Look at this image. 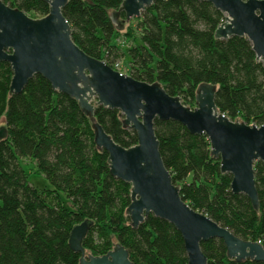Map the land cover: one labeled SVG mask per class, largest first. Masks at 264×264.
I'll return each mask as SVG.
<instances>
[{"label":"trees","instance_id":"1","mask_svg":"<svg viewBox=\"0 0 264 264\" xmlns=\"http://www.w3.org/2000/svg\"><path fill=\"white\" fill-rule=\"evenodd\" d=\"M0 2L38 18L48 14L42 0ZM121 2L71 0L62 13L73 42L111 68L127 57L126 75L159 82L191 109L198 85L210 84L216 87L215 105L229 120L264 123V62L256 61L246 38L214 39L221 12L198 0H155L136 19L138 42L120 48L109 15ZM124 36L135 38L131 30ZM11 77L10 65L0 63V127L7 130L0 141V264H78L80 254L70 249L68 238L85 220L93 225L82 247L93 256L119 244L133 264H188L183 240L168 222L149 215L139 228L130 227L125 215L130 185L110 175L107 153L96 148L92 122L77 102L54 92L39 75L9 96ZM94 119L121 147L137 143L135 132L122 128L118 110L98 106ZM154 131L181 198L234 236L264 247V164H254L255 212L245 195L231 193L232 177L221 174L205 135H191L170 120H156ZM33 175L44 186H35ZM200 247L208 264H264L227 260L219 239Z\"/></svg>","mask_w":264,"mask_h":264},{"label":"water","instance_id":"2","mask_svg":"<svg viewBox=\"0 0 264 264\" xmlns=\"http://www.w3.org/2000/svg\"><path fill=\"white\" fill-rule=\"evenodd\" d=\"M48 14L30 18L0 2V63L10 65L9 96L20 94L36 75L49 82L52 90L77 102L91 120L94 144L107 153V166L113 178L130 185V203L125 210L129 225L139 228L149 215L171 224L180 234L188 264H208L200 244L219 239L227 260L264 262L259 242L234 236L205 214L195 211L180 196L165 168L155 135L154 123L174 121L191 135H205L210 155L219 159L221 174H230L231 193L245 195L255 212L259 211L254 164H264V123L249 126L229 120L215 105L216 87L200 84L195 91V107L189 108L180 96L169 95L159 82L151 84L121 74L102 60L87 55L72 40V30L63 16L71 0H42ZM155 0H122L109 19L117 32L151 7ZM208 2L224 15L215 29V40L246 38L257 62H264V0H198ZM120 14L124 19L120 20ZM264 89V86H263ZM118 110L123 129H132L137 143L123 148L95 121V108ZM7 130L0 127V141ZM93 222L73 226L68 238L70 249L80 254L78 264H133L125 248L116 244L103 256L86 253L82 247Z\"/></svg>","mask_w":264,"mask_h":264},{"label":"rangeland","instance_id":"3","mask_svg":"<svg viewBox=\"0 0 264 264\" xmlns=\"http://www.w3.org/2000/svg\"><path fill=\"white\" fill-rule=\"evenodd\" d=\"M30 17H33V18H38L37 16H35V15H33V14H28ZM136 19L137 18H133V19H131L129 22H128V26H126L125 27V31L126 30H131L132 31V34H133V36L135 37L134 39H133V37H130V38H126L125 36H124V34H125V32H119L120 34L119 35H117V37H116V39H117V42H118V45H119V47L121 48V47H123V45L122 44H124V43H126V45L127 46H132V45H134L135 43H137L138 42V39H137V37H138V34H137V32H138V30L136 29V25H137V21H136ZM136 32V33H135ZM115 39V40H116ZM129 40V41H127V40ZM131 40H134V41H136V42H132L131 43ZM127 67H128V58L126 57L125 59H122L121 60V63H120V66H119V68H117V70L119 71H122L124 74H126V72H127ZM35 176V177H34ZM31 182L35 185V186H37V187H42V186H44V184H45V182L40 178V177H38L37 175H33V177L31 178Z\"/></svg>","mask_w":264,"mask_h":264},{"label":"built area","instance_id":"4","mask_svg":"<svg viewBox=\"0 0 264 264\" xmlns=\"http://www.w3.org/2000/svg\"><path fill=\"white\" fill-rule=\"evenodd\" d=\"M122 45H123V44H122ZM117 68H119V64H116V65H114V67H113L114 70L118 71ZM118 72L121 73V74H124V73H123L122 71H120V70H119ZM125 75H126V74H125Z\"/></svg>","mask_w":264,"mask_h":264},{"label":"flooded vegetation","instance_id":"5","mask_svg":"<svg viewBox=\"0 0 264 264\" xmlns=\"http://www.w3.org/2000/svg\"><path fill=\"white\" fill-rule=\"evenodd\" d=\"M28 15V14H27ZM28 17H30L29 15H28ZM30 18H33V17H30Z\"/></svg>","mask_w":264,"mask_h":264}]
</instances>
